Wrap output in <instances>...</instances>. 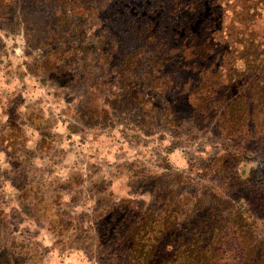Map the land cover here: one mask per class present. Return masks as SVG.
<instances>
[{
  "label": "rangeland",
  "instance_id": "1",
  "mask_svg": "<svg viewBox=\"0 0 264 264\" xmlns=\"http://www.w3.org/2000/svg\"><path fill=\"white\" fill-rule=\"evenodd\" d=\"M6 3L0 264H117L108 231L170 212L185 238L220 220L221 263L264 264V97L237 92L264 0Z\"/></svg>",
  "mask_w": 264,
  "mask_h": 264
},
{
  "label": "trees",
  "instance_id": "2",
  "mask_svg": "<svg viewBox=\"0 0 264 264\" xmlns=\"http://www.w3.org/2000/svg\"><path fill=\"white\" fill-rule=\"evenodd\" d=\"M6 2L7 0H0V8L7 6ZM253 48L254 46H252V43L250 42L248 50H246L242 57H240L243 61V68L249 77L246 83L242 81L239 84L237 92H241L239 91V88H244L245 86L246 92H250V90L256 88L255 90H257V92H255L253 96L257 99H261L264 97L263 57L262 55L259 57L257 49ZM257 58L260 62L256 61ZM251 71L252 74H250ZM250 81L251 83L249 85L248 83ZM243 98L245 97L243 96ZM240 100L242 99H236L231 102L227 106V109L230 113L234 114L231 115L232 117H238L239 120H242L244 115L241 112L242 104L240 103ZM131 101L132 100H130V102ZM172 213L173 212H170L168 218L162 217L161 219H157L147 217L143 220L141 219L139 222H136L134 221V218H131L126 223L123 234L119 233V235L117 234L118 228L115 230L112 225V231H108L110 233L107 235L105 234V236L111 234L112 236L116 235L119 237L112 240L114 241V245L110 244L112 249L111 256H117V264H123L125 261L123 258L124 256L118 252L121 247H124L126 252L125 255L130 259L131 264H225L226 261L221 263L224 260V255L227 251L234 252V247L231 244L235 243L224 238L225 234L223 233V229L225 228L224 225L220 223V220L219 225L218 221H215V223H212L209 226V238H185L183 232L175 227L174 224L176 221L174 219L177 218V215L170 217ZM169 217L171 221L173 220L170 223ZM233 219L238 220V222L234 224L238 228H246V231L251 228L252 224H249V227H243V225H240L237 216H234ZM125 220L128 219L126 218ZM237 233L236 231H232L231 235L234 236ZM243 235L245 237V243L249 244L250 238L245 236V234ZM252 247L256 248V246L252 245L247 246L249 250H251ZM243 252H246V255L249 254L247 253V250H244ZM109 262L115 264L114 259H109Z\"/></svg>",
  "mask_w": 264,
  "mask_h": 264
}]
</instances>
